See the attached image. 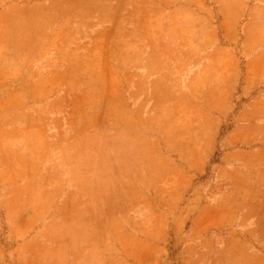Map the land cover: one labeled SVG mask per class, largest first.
Listing matches in <instances>:
<instances>
[{"label": "rangeland", "instance_id": "1", "mask_svg": "<svg viewBox=\"0 0 264 264\" xmlns=\"http://www.w3.org/2000/svg\"><path fill=\"white\" fill-rule=\"evenodd\" d=\"M262 51L264 0H0V264H264Z\"/></svg>", "mask_w": 264, "mask_h": 264}, {"label": "crops", "instance_id": "2", "mask_svg": "<svg viewBox=\"0 0 264 264\" xmlns=\"http://www.w3.org/2000/svg\"><path fill=\"white\" fill-rule=\"evenodd\" d=\"M262 52H264V51H262ZM262 52H261V53H262Z\"/></svg>", "mask_w": 264, "mask_h": 264}, {"label": "bare ground", "instance_id": "3", "mask_svg": "<svg viewBox=\"0 0 264 264\" xmlns=\"http://www.w3.org/2000/svg\"><path fill=\"white\" fill-rule=\"evenodd\" d=\"M95 42H97V41H95Z\"/></svg>", "mask_w": 264, "mask_h": 264}]
</instances>
